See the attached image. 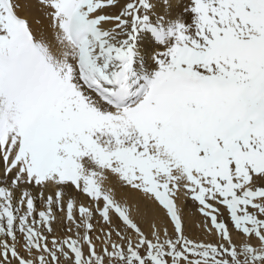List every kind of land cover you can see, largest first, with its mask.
<instances>
[{
    "label": "snow or ice",
    "instance_id": "1",
    "mask_svg": "<svg viewBox=\"0 0 264 264\" xmlns=\"http://www.w3.org/2000/svg\"><path fill=\"white\" fill-rule=\"evenodd\" d=\"M0 160V264H264V0H0Z\"/></svg>",
    "mask_w": 264,
    "mask_h": 264
},
{
    "label": "bare ground",
    "instance_id": "2",
    "mask_svg": "<svg viewBox=\"0 0 264 264\" xmlns=\"http://www.w3.org/2000/svg\"><path fill=\"white\" fill-rule=\"evenodd\" d=\"M20 2H24V0H20ZM20 14L27 15L29 18L38 15L35 7L26 8L23 11H21ZM2 168H3L2 160H0V176H2L3 174ZM105 187H114L117 199L121 200L122 202L124 200H127L129 205L134 210L137 207L138 203H140L139 194L132 193L130 190L122 188L118 184H115V182H106ZM178 203L180 207L183 209L185 213V219L188 222V228L186 234L189 235L190 237H203L204 239H207L204 230L201 227H198V225L200 224L203 218L197 211L196 204H194L192 200H189L187 204L184 206V196L182 193L180 194V199L178 200ZM144 227L145 230H147L146 226Z\"/></svg>",
    "mask_w": 264,
    "mask_h": 264
},
{
    "label": "rangeland",
    "instance_id": "3",
    "mask_svg": "<svg viewBox=\"0 0 264 264\" xmlns=\"http://www.w3.org/2000/svg\"><path fill=\"white\" fill-rule=\"evenodd\" d=\"M189 200H191V198L190 197H184V206L187 204V202L189 201Z\"/></svg>",
    "mask_w": 264,
    "mask_h": 264
}]
</instances>
